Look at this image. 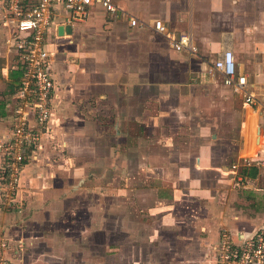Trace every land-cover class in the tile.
<instances>
[{
    "label": "crops",
    "instance_id": "obj_1",
    "mask_svg": "<svg viewBox=\"0 0 264 264\" xmlns=\"http://www.w3.org/2000/svg\"><path fill=\"white\" fill-rule=\"evenodd\" d=\"M116 5L115 16L97 7L74 28L61 25L52 138L44 136L26 162L23 211L7 210L0 201V235L14 247L22 242L13 264L81 261V247L56 237L48 226L63 228L55 221L76 211L78 202H67L84 196L88 178L128 169L132 161L145 175L159 178L154 196L161 213L145 205L151 217L161 214L155 216L159 227L174 234L179 213L197 209L203 215L200 230L207 234L210 228L214 248L222 230L250 234L264 228V172L250 173L251 189L235 188L228 172L236 159L259 149L264 122L257 107L246 105L214 70L217 54L233 51L237 71L248 76L252 93L264 104V0H116ZM130 16L147 26L131 27ZM154 20L191 34L204 59L175 51L153 29ZM17 61L0 15V140L10 134V99L22 76ZM135 124L138 136L129 129ZM163 126L157 139H150V129ZM112 183L111 196L127 191L119 179ZM146 189H139L142 203ZM168 200L173 208H163Z\"/></svg>",
    "mask_w": 264,
    "mask_h": 264
},
{
    "label": "built area",
    "instance_id": "obj_2",
    "mask_svg": "<svg viewBox=\"0 0 264 264\" xmlns=\"http://www.w3.org/2000/svg\"><path fill=\"white\" fill-rule=\"evenodd\" d=\"M97 7L111 16L119 13L116 0H0L7 41L18 54L22 70L20 87L10 99V134L0 140V201L7 210L23 211L22 177L26 162L36 155L44 136L52 138L53 64L58 56L59 27L74 28ZM128 19L133 28L147 26L138 18ZM153 29L165 36L175 51L199 53L191 34L169 30L161 20H154ZM214 70L221 73L224 85L240 95L246 105L257 107L264 122V104L252 93L248 76L237 71L233 51L218 53ZM259 143L253 154L231 163L228 172L235 188H253L250 173L264 172V133ZM21 249L22 242L14 247L0 235V264H13L12 256H17ZM215 251L214 264H264V228L250 234L222 230Z\"/></svg>",
    "mask_w": 264,
    "mask_h": 264
},
{
    "label": "rangeland",
    "instance_id": "obj_3",
    "mask_svg": "<svg viewBox=\"0 0 264 264\" xmlns=\"http://www.w3.org/2000/svg\"><path fill=\"white\" fill-rule=\"evenodd\" d=\"M12 53L16 54L20 64L16 51L12 50ZM196 56L203 58L200 50ZM207 56L211 60V56L208 54ZM101 119L105 120L102 115ZM106 121L104 125L107 124ZM111 123L113 124L112 121ZM139 128L140 125L135 124L129 129H133L138 136ZM163 128L165 126L158 130L151 128L150 132L153 133L149 136L150 139L156 140L157 132H163ZM137 141L134 142L135 145L139 144V139ZM146 141L152 144L148 139L143 143L145 144ZM150 150L146 149L147 152ZM98 174L101 175V172ZM113 177L123 183L121 188H125L126 192L121 190L110 195L113 189ZM88 179L84 186V196L81 197L78 193L77 198L72 197L67 202L68 206H74L78 202L76 211L72 213L70 210L64 213L61 219L55 221L56 225L60 224L63 228L58 229L53 226V229L57 228L53 231L48 226L49 232H57L56 237L68 238L74 241L72 246L75 247L77 244L81 247L77 253L84 258L81 261L72 263L68 261L65 264H212L215 257V243L214 239L209 240L212 237L208 231L210 228H207V234L205 229L200 230L203 215L193 208L181 211L177 217L179 226L174 234L170 227H159L161 214H154L159 216L157 220L155 216L151 217V211H145L146 205L152 209V213L156 211L161 213L155 208L154 196L157 194L156 182L159 178L156 181L152 176L145 175L135 161L130 162L128 169L119 167L108 176L105 173V176L101 175L97 180L92 177ZM145 188L149 196L147 201L142 203L138 199L139 189L145 190ZM170 200L163 205V208L167 206L173 208V203H169ZM25 228L27 230V226ZM214 233L218 231L215 230ZM16 236L21 235L17 233ZM159 241L165 243L161 245ZM140 250L143 253H140ZM74 251L72 250V253Z\"/></svg>",
    "mask_w": 264,
    "mask_h": 264
},
{
    "label": "water",
    "instance_id": "obj_4",
    "mask_svg": "<svg viewBox=\"0 0 264 264\" xmlns=\"http://www.w3.org/2000/svg\"><path fill=\"white\" fill-rule=\"evenodd\" d=\"M63 33H64V27L61 26V27L59 28V34H60V35H63ZM104 151H106V150L104 149ZM107 153H108V152H107ZM105 157H107V159H108V156H107V155H106ZM105 157H104V158H105ZM103 162L106 163L107 160H106V159H103Z\"/></svg>",
    "mask_w": 264,
    "mask_h": 264
},
{
    "label": "trees",
    "instance_id": "obj_5",
    "mask_svg": "<svg viewBox=\"0 0 264 264\" xmlns=\"http://www.w3.org/2000/svg\"><path fill=\"white\" fill-rule=\"evenodd\" d=\"M20 72H21V74H22V70H20ZM21 78H22V76H21ZM20 84H21V81H20ZM20 84H18L19 86H17V88L20 87Z\"/></svg>",
    "mask_w": 264,
    "mask_h": 264
}]
</instances>
